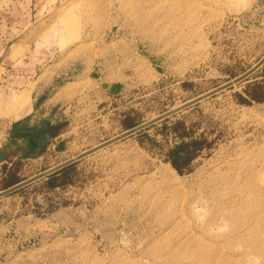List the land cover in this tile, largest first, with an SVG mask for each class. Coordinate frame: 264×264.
I'll return each instance as SVG.
<instances>
[{
	"label": "rangeland",
	"instance_id": "374dc122",
	"mask_svg": "<svg viewBox=\"0 0 264 264\" xmlns=\"http://www.w3.org/2000/svg\"><path fill=\"white\" fill-rule=\"evenodd\" d=\"M28 53L31 85L80 69L124 89L81 100L67 150L1 167L0 190L248 70L264 55V0H0V97L18 92L8 75ZM13 114L0 105V122ZM190 141L179 172L169 151ZM0 264H264V64L1 196Z\"/></svg>",
	"mask_w": 264,
	"mask_h": 264
},
{
	"label": "crops",
	"instance_id": "0c3cea01",
	"mask_svg": "<svg viewBox=\"0 0 264 264\" xmlns=\"http://www.w3.org/2000/svg\"><path fill=\"white\" fill-rule=\"evenodd\" d=\"M10 36L7 40L18 36V41L22 39V37L20 38L21 33L18 31L10 34ZM28 54L30 55L26 54L24 56L23 67H20L16 74L14 72L8 75V77L14 76L12 79L15 82L18 81V85L12 86L10 90L14 89L19 93L29 91L31 109L18 119H10L8 117L9 120L4 119L0 122V168L6 165L9 167L18 157L27 152L30 145L29 142L33 136V141L36 144L31 151L32 157L44 158L50 154L58 156V154L64 153L68 148L71 138L69 132H71L72 122L68 117V113L72 111V108L83 109L84 107L82 108L81 106L83 103L81 102L88 100L90 96H95L96 94L102 97V100L116 99L124 89L121 82L115 81L109 83L102 76H90L80 69L71 71L75 76V81H67L56 85L54 83L55 78L52 76L51 79L37 81L31 85L32 57L31 53ZM68 71L66 72L68 73ZM82 81L89 83V86L84 84L80 86L77 83ZM75 97H77L79 106L71 104ZM104 107L102 106L101 109ZM126 113L124 111L122 117H125ZM63 121H67V124L63 127L61 126L54 134L49 135L47 131L48 125L56 126Z\"/></svg>",
	"mask_w": 264,
	"mask_h": 264
},
{
	"label": "water",
	"instance_id": "95a60500",
	"mask_svg": "<svg viewBox=\"0 0 264 264\" xmlns=\"http://www.w3.org/2000/svg\"><path fill=\"white\" fill-rule=\"evenodd\" d=\"M263 64H264V55L252 67H250L248 70H246L242 74L236 76L234 79L227 81V82H225V83H223V84H221V85H219V86H217V87H215V88H213L207 92H204V93H202V94H200V95H198L192 99H189L186 102H184L183 104H180L177 107L169 109V110L165 111L164 113H162V114H160L154 118H151V119L144 121V122H141V123H139V124H137L131 128H128L125 131L121 132L120 134H117L116 136H114L112 138H109V139L89 148V149H86L83 152L78 153L77 155L69 157V158H67V159H65V160H63V161H61V162H59V163H57L51 167L39 172L38 174H35L31 177H28L24 180H21L15 184H13V185L5 188V189L0 190V197L3 195L9 194V193L21 188V187L33 182V181H36V180L41 179L43 177H46V176L60 170L61 168L65 167L69 164H72V163H74V162H76V161H78V160H80V159H82V158H84V157H86V156H88V155H90V154H92V153H94V152L118 141V140H121V139H123V138L137 132V131H140V130L150 126L151 124H153L159 120L165 119L166 117H169L170 115H172V114H174L180 110H183V109H185V108H187V107H189V106H191V105H193V104H195V103H197V102H199V101H201V100H203L209 96L214 95L215 93H217L223 89H226L227 87H229L235 83H238V82L246 79L251 74H253Z\"/></svg>",
	"mask_w": 264,
	"mask_h": 264
},
{
	"label": "trees",
	"instance_id": "16d2710c",
	"mask_svg": "<svg viewBox=\"0 0 264 264\" xmlns=\"http://www.w3.org/2000/svg\"><path fill=\"white\" fill-rule=\"evenodd\" d=\"M249 85L245 89L246 93H249V95L251 97L256 98V95L253 92H251ZM238 96H239V98H240L239 100L241 102L242 101L247 102L241 94H238ZM66 124H67V121H63L56 126L48 125L47 131H48L49 135H52L55 132H57L61 126L63 127ZM135 125H136V123L133 122L132 120H128V119L123 120V126L125 128H131ZM37 137H38V135H37ZM33 140H34V136L32 137V140L29 142L30 145H29L28 151L25 152L22 156L18 157V159H23V158H28V157L33 156V155H31V151L36 144ZM196 145H197L196 141H190L188 143L182 142V143L176 145L172 150L169 151V155H170L169 161L179 172H181V164L184 165L195 157V154L192 152V149L194 146L196 147ZM12 183L14 184L15 182H12ZM12 183L10 185H13Z\"/></svg>",
	"mask_w": 264,
	"mask_h": 264
},
{
	"label": "bare ground",
	"instance_id": "6f19581e",
	"mask_svg": "<svg viewBox=\"0 0 264 264\" xmlns=\"http://www.w3.org/2000/svg\"><path fill=\"white\" fill-rule=\"evenodd\" d=\"M30 100V93L28 90L20 93L13 92L11 94L2 95V97H0V105L5 108L13 109V119H18L31 109Z\"/></svg>",
	"mask_w": 264,
	"mask_h": 264
}]
</instances>
